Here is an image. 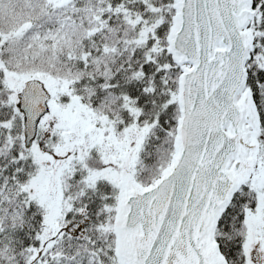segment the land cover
I'll list each match as a JSON object with an SVG mask.
<instances>
[{
    "label": "snow or ice",
    "instance_id": "1",
    "mask_svg": "<svg viewBox=\"0 0 264 264\" xmlns=\"http://www.w3.org/2000/svg\"><path fill=\"white\" fill-rule=\"evenodd\" d=\"M0 264H264V0H0Z\"/></svg>",
    "mask_w": 264,
    "mask_h": 264
}]
</instances>
